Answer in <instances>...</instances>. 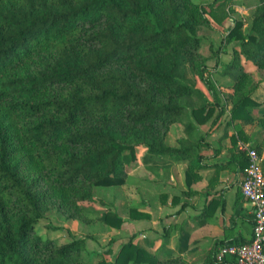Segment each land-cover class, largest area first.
<instances>
[{
	"label": "trees",
	"instance_id": "trees-1",
	"mask_svg": "<svg viewBox=\"0 0 264 264\" xmlns=\"http://www.w3.org/2000/svg\"><path fill=\"white\" fill-rule=\"evenodd\" d=\"M223 3L0 0V264H82L85 238L59 244L35 225L56 211L69 221L120 229L125 219L96 190L125 184L140 147L150 170L166 160L201 159L197 143L210 145L199 126L217 107L218 122L226 109L207 74L201 27L221 34L218 46L233 44L225 72L232 80L230 122L252 120L246 114L259 105L252 99L258 83L242 61L264 70V0H252V17L234 18L228 29V18L217 13ZM175 123L187 133L180 147L166 141ZM190 177L189 170V184ZM93 203L105 210H91ZM130 211L132 219L150 217ZM219 251L218 263H237L230 254L219 260ZM165 257L155 259L131 238L113 264H187L173 253Z\"/></svg>",
	"mask_w": 264,
	"mask_h": 264
},
{
	"label": "crops",
	"instance_id": "crops-1",
	"mask_svg": "<svg viewBox=\"0 0 264 264\" xmlns=\"http://www.w3.org/2000/svg\"><path fill=\"white\" fill-rule=\"evenodd\" d=\"M235 7L236 12L248 9L245 6L242 9L238 5ZM224 11L228 12V29L237 15L231 14L228 9ZM214 40L215 36L211 37L210 41ZM204 49L201 48V52L209 57L207 74L220 90L219 106L226 108L218 122L215 123L214 119L220 114L219 107L209 122L199 126L197 134L206 135L205 142L210 146L200 147L201 144L197 143L201 159L166 160L153 165L154 170L142 164L147 149L140 147L137 161L130 165L127 182L122 186L107 187L116 193L110 203L101 198L108 204L112 203L113 210L127 224L133 223V229L139 231L138 236L134 235L133 242L158 260L166 258L167 253H173L187 264H220L215 260L217 251L222 248L220 246L248 242L254 229L253 208L241 191L247 158L241 147L245 144L260 148L264 169V125L260 119L264 110V78L260 77L257 66L243 59L245 70L258 83L252 92V99L259 105L248 109L246 118L250 115L252 120L230 122L233 103L229 99V87L232 80L225 72L227 63L232 60V46L221 47L215 43L207 49L210 55L205 54ZM196 86L205 98L213 101L211 93L199 78L196 79ZM194 100L198 107L204 103L200 97ZM186 138L183 126L175 123L166 141L169 146L180 147L179 140ZM189 170L190 184L187 182ZM132 207L150 217L132 219ZM221 264L237 263L228 260Z\"/></svg>",
	"mask_w": 264,
	"mask_h": 264
},
{
	"label": "rangeland",
	"instance_id": "rangeland-1",
	"mask_svg": "<svg viewBox=\"0 0 264 264\" xmlns=\"http://www.w3.org/2000/svg\"><path fill=\"white\" fill-rule=\"evenodd\" d=\"M194 1L197 3L206 4L212 2L213 0ZM250 4H253L252 0H225V3H223L219 9H217V13L225 18L228 15V12L224 11V9H228L232 10V12L237 15V18L244 17L246 19H250L254 11L253 5ZM236 5L241 7V9L243 6H245L244 8L248 9L247 11L240 10L236 12ZM214 33L207 30L205 27H201L198 30V34L204 36L205 38L202 47V49L205 47V54L210 55L207 49L213 46L214 43H216L217 46L221 44V34L217 35ZM214 36L215 40L211 42L210 39ZM232 45L233 44H231V46ZM258 72L261 74L260 77L264 78V70L259 69ZM113 194L116 193H114L112 190H108L107 187L98 188V190H96V196H98V198H103L108 202L111 201ZM88 207L94 211L103 212L105 210L101 205H99V203L90 204ZM126 210L128 209L126 208ZM121 211H124V209ZM35 228L39 235H42L44 238H51L59 244L67 243L69 240H71V236L85 238L86 243L82 252V264H99L102 260H105L108 264H113L115 261V253L119 249L120 245L128 242L131 238H134V235L138 236L139 233L138 230L133 229V223L127 224L126 220L120 229L110 226L102 221H95L91 225H86L77 220H66L62 214L56 211L48 212L47 216L35 225ZM139 244L143 245L141 242H139Z\"/></svg>",
	"mask_w": 264,
	"mask_h": 264
},
{
	"label": "built area",
	"instance_id": "built-area-1",
	"mask_svg": "<svg viewBox=\"0 0 264 264\" xmlns=\"http://www.w3.org/2000/svg\"><path fill=\"white\" fill-rule=\"evenodd\" d=\"M248 164L244 170L241 191L253 208L254 229L250 241L222 247L218 259L225 255L236 257L237 264H264V169L257 148L243 144Z\"/></svg>",
	"mask_w": 264,
	"mask_h": 264
}]
</instances>
